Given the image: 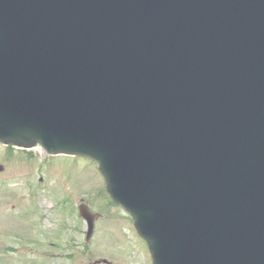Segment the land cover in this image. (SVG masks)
<instances>
[{
    "label": "water",
    "instance_id": "water-1",
    "mask_svg": "<svg viewBox=\"0 0 264 264\" xmlns=\"http://www.w3.org/2000/svg\"><path fill=\"white\" fill-rule=\"evenodd\" d=\"M0 143L95 161L152 264H264V0H0Z\"/></svg>",
    "mask_w": 264,
    "mask_h": 264
},
{
    "label": "rangeland",
    "instance_id": "rangeland-1",
    "mask_svg": "<svg viewBox=\"0 0 264 264\" xmlns=\"http://www.w3.org/2000/svg\"><path fill=\"white\" fill-rule=\"evenodd\" d=\"M0 167V264H150L95 163L0 147ZM81 203L100 214L88 242Z\"/></svg>",
    "mask_w": 264,
    "mask_h": 264
}]
</instances>
